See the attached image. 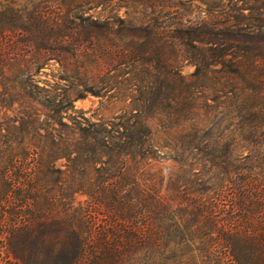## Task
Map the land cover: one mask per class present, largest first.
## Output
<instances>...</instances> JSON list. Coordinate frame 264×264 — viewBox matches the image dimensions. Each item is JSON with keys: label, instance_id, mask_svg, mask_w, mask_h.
Masks as SVG:
<instances>
[{"label": "trees", "instance_id": "trees-1", "mask_svg": "<svg viewBox=\"0 0 264 264\" xmlns=\"http://www.w3.org/2000/svg\"><path fill=\"white\" fill-rule=\"evenodd\" d=\"M234 2L219 24L191 22L174 36L195 70L190 81L168 71L171 113L192 110L200 80L214 93L203 106L219 102V186L206 180L174 204L131 173L154 150L138 111L91 121L51 93L56 82L36 79L43 51L66 39L93 47L112 17L86 15L94 0L51 10L0 0V111L12 112L0 117V239L14 264H264V0ZM157 69L158 101L165 64Z\"/></svg>", "mask_w": 264, "mask_h": 264}, {"label": "rangeland", "instance_id": "rangeland-1", "mask_svg": "<svg viewBox=\"0 0 264 264\" xmlns=\"http://www.w3.org/2000/svg\"><path fill=\"white\" fill-rule=\"evenodd\" d=\"M55 1L60 0H46L48 9ZM94 1L86 15L110 16L114 22L111 30L105 29L98 36V43L93 46H97L98 51L88 43L77 50L70 39L52 44L40 54L42 59H47L36 79L40 84L56 82L51 93L57 98H67L77 115L91 121H107L123 113L138 111L150 131L149 141L154 150L151 155L131 161L130 170L141 182L154 183L163 199L178 204L182 201V193L195 192L206 180L219 186V102L209 100L211 107L203 106L202 99L212 98L214 93L204 88L209 83L200 80L195 86L204 93L190 103L192 110L188 114L173 115L169 107L171 73L168 71L176 66L184 80L190 81L195 70L190 47L174 37L178 34L177 29L191 22L219 24L225 13L236 14L233 5L237 2L240 6L241 1ZM62 8L63 15L72 14ZM92 40L95 42L93 37ZM160 46L162 55H159ZM161 63L165 64L163 98L159 97L157 101L152 93L159 86L157 66ZM109 84L112 87L103 89ZM32 104L46 112L36 102ZM15 107L17 104L12 106ZM4 114L12 115V112L1 109L0 117ZM206 144L212 146L205 148ZM63 163V160H57L56 166L62 167ZM86 200L83 193L73 195L74 204H84ZM4 244L5 241L0 239V264H14L15 261L1 249Z\"/></svg>", "mask_w": 264, "mask_h": 264}]
</instances>
